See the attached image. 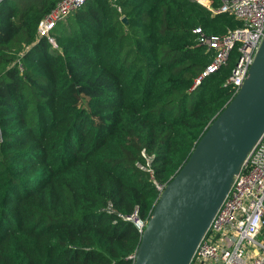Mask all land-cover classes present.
<instances>
[{
    "label": "trees",
    "instance_id": "1",
    "mask_svg": "<svg viewBox=\"0 0 264 264\" xmlns=\"http://www.w3.org/2000/svg\"><path fill=\"white\" fill-rule=\"evenodd\" d=\"M59 1L0 3V264H133L124 217L159 197L141 151L167 184L235 95L237 51L193 88L214 58L194 29L243 22L196 0H87L55 48L37 27Z\"/></svg>",
    "mask_w": 264,
    "mask_h": 264
},
{
    "label": "water",
    "instance_id": "2",
    "mask_svg": "<svg viewBox=\"0 0 264 264\" xmlns=\"http://www.w3.org/2000/svg\"><path fill=\"white\" fill-rule=\"evenodd\" d=\"M263 135L264 37L240 89L209 123L156 200L133 264H190Z\"/></svg>",
    "mask_w": 264,
    "mask_h": 264
},
{
    "label": "built area",
    "instance_id": "3",
    "mask_svg": "<svg viewBox=\"0 0 264 264\" xmlns=\"http://www.w3.org/2000/svg\"><path fill=\"white\" fill-rule=\"evenodd\" d=\"M86 1H59L39 21V36L46 37L53 47L58 48L52 34L57 22L79 9ZM196 1L213 14L227 12L234 15L243 22V26L222 35L207 34L201 27L194 29L199 44L206 52H214V58L197 77L193 88L203 78L225 65L231 53L237 51L238 58L227 80L236 94L247 77L264 37V0H220L221 4L217 7L213 6V0ZM141 155L145 162L137 165L149 173L160 195L166 184L155 178L154 155L148 154L145 149ZM124 219L132 221L141 232L147 223L137 210ZM190 264H264V135L236 175L232 189L198 245Z\"/></svg>",
    "mask_w": 264,
    "mask_h": 264
}]
</instances>
